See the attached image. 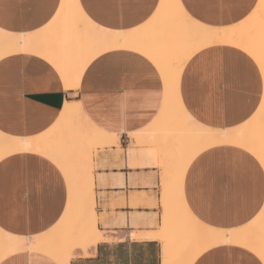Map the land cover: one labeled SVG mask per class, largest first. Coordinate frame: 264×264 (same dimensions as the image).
I'll use <instances>...</instances> for the list:
<instances>
[{
    "label": "crops",
    "instance_id": "obj_1",
    "mask_svg": "<svg viewBox=\"0 0 264 264\" xmlns=\"http://www.w3.org/2000/svg\"><path fill=\"white\" fill-rule=\"evenodd\" d=\"M160 2L154 0L153 7V0H79L98 27L123 32L126 41L136 44L138 41V45L144 39V45L149 43L153 48L162 37L148 22ZM181 2L200 22L228 27L249 17L260 0H256L252 10H249L252 0ZM60 5L62 0L56 4L57 12ZM52 6L53 0H0V30L15 34L42 32L57 16ZM133 20H139L142 27L137 28ZM129 42L95 56L73 90V97L69 98V102L79 104L85 116L103 131L108 132L117 118L127 129L126 134L118 137V147L107 145L94 149L97 152L93 154L92 180L96 226L101 237L92 246L77 247L70 264H163L164 242L149 235L162 224L165 194L171 199L180 194L172 176L186 153L182 154L178 144L175 146L171 141L160 146L157 133L151 136V131L156 132L160 125L178 127L179 119L176 117L173 121L169 116L161 121L159 117L165 100V72L160 67L163 64L150 49L149 53L141 51L144 45L135 48ZM242 58L249 63H244ZM94 64L100 69L96 79L107 81L106 85L89 83L87 69ZM109 64L118 65V72L107 73ZM0 65V132L13 138H36L54 130L59 123L52 120L48 124V121L53 113L61 119L65 105L60 101L64 93L62 88L55 87L56 82L45 68L52 69L57 78L62 76L59 69L31 51L0 57ZM147 65L155 76L145 70ZM252 65L260 68L248 53L232 45H211L197 51L186 62L181 75L179 94L184 108L208 127L232 129L245 124L257 113L264 98L263 73L257 89ZM165 67V71L170 69ZM157 78L161 83L159 97L152 87ZM132 91L137 95L151 94V98L124 108L121 104L124 92ZM57 108L60 112H56ZM45 124L47 128L43 127ZM134 132L140 134L137 144L131 136ZM37 151L27 149L0 159V228L14 235L48 232L61 221L68 208L70 189L64 172L60 167L53 171L49 157ZM241 153L259 162L248 149L225 143L201 150L184 173L181 192L194 216L204 224L224 228L243 226L264 206L258 191L264 181L254 167L245 166ZM220 161L224 162L223 170L218 167ZM229 161L233 163L231 173L227 172ZM250 256L259 257L248 248L222 243L203 251L193 264H218L222 260L227 264H246ZM7 261L59 264L50 256L29 250L11 253L0 264Z\"/></svg>",
    "mask_w": 264,
    "mask_h": 264
},
{
    "label": "bare ground",
    "instance_id": "obj_2",
    "mask_svg": "<svg viewBox=\"0 0 264 264\" xmlns=\"http://www.w3.org/2000/svg\"><path fill=\"white\" fill-rule=\"evenodd\" d=\"M62 5L52 25L42 32L15 34L0 30V57L19 51L37 53L50 60L62 76L76 79L79 73L78 85L95 56L111 48L123 47L129 41L125 40L123 32L98 27L84 12L79 0H62ZM148 24L158 30L161 41L154 48L148 42L150 48L144 45V39L143 44L140 43L144 47L138 45V41L137 44L131 42L135 48L140 46L138 48L144 53L151 50L157 61L163 64L160 67L165 72V100L159 116L161 121L169 116L179 119L178 127L160 125L156 132L151 131L150 134L157 133L160 146L171 141L175 146L178 144L182 154L186 153L181 158L178 171L172 176L173 185L180 194L172 199L165 194L162 224L149 236L164 242L163 264H193L203 251L222 243L240 245L259 256L264 252V206L252 221L243 226H209L194 216L181 188L182 177L191 161L206 147L233 143L255 153L256 158L264 156V98L248 122L240 127L220 129L205 126L194 119L181 102L179 88L186 62L194 53L211 45H232L248 53L259 67L264 65V6L259 3L249 17L236 25L217 27L192 17L181 0H161ZM158 51L165 53V59L156 53ZM163 66L170 69L165 71ZM262 75L264 77V73ZM70 103L78 105L79 111L65 112L64 107L60 123L48 134L36 138H13L0 132V159L20 152L21 148L38 150L48 157L50 154L58 156L70 189L65 215L48 232L26 236L14 235L0 228V260L11 253L29 250L50 256L59 264H70L77 247L92 246L101 237L96 226L93 154L97 144L105 146L102 139L111 133L95 126L79 104ZM134 133L131 136L137 144L139 136H134ZM29 240H34L35 244L27 243Z\"/></svg>",
    "mask_w": 264,
    "mask_h": 264
},
{
    "label": "snow or ice",
    "instance_id": "obj_3",
    "mask_svg": "<svg viewBox=\"0 0 264 264\" xmlns=\"http://www.w3.org/2000/svg\"><path fill=\"white\" fill-rule=\"evenodd\" d=\"M60 2V0H53V6H52V12H57L56 9V4H58ZM106 2H111V0H106ZM256 4V0H252V4L249 5V10L253 9V5ZM61 7H63V5H60ZM260 6H264V0H260ZM153 7H155V3L153 0ZM57 15H59V13L57 12ZM49 16H51V13H49ZM145 17H142V19H144ZM132 24L136 25L137 28L142 27L141 23L139 20H133ZM131 27V26H129ZM135 30V29H132ZM242 61L244 63H249L247 61L246 58H242ZM4 63H7V61H4ZM97 64H99V62H97ZM97 64L92 65L90 68L87 69V76L90 78L89 83L92 84L93 86H97V85H106L107 81L105 80H97L96 79V74L98 71H100V69H98ZM2 66V65H0ZM191 67V66H190ZM252 71L255 73V77H256V85H257V89H259L260 87V82H261V73H264V65H261V67L259 69H256L255 65L251 66ZM119 68L118 65L116 64H109L108 66H106L105 71L109 74L112 73H116L118 72ZM145 70L151 72V74L153 76H155V72H152L151 70V66L147 65L145 66ZM45 71L50 74L51 79L54 80L55 83V87L57 89H63V98L61 99L60 103L65 105V112L68 111H79V106L72 104L69 102V98L73 97L74 95V89L77 88V79L79 78V73H77V77L76 79L73 78H69L66 76H60L59 78H57L56 73L54 71H52V69H48L45 68ZM188 73H185V77L187 79ZM61 81L63 82L61 84ZM155 87V89L157 90L156 95L157 97H159L160 92H161V83H160V78H157L156 83L152 86ZM173 91L175 89V84L173 82ZM151 98V94H148L147 96L140 94L137 95V93L135 91L132 92H124V96L122 97L121 100V104L124 108H128L130 106H137L141 103H143L145 100H148ZM25 103H27V101H25ZM47 102H41V104L46 105ZM39 107V105H37ZM56 112H60V109L57 108ZM64 115V113H60V117H62ZM117 117H119V113H117ZM52 120H56L57 124L60 123V118L57 117L56 113L52 114V118L51 120L48 121V124H50L52 122ZM47 124L43 125V127L47 128ZM55 126V125H54ZM39 131V129H37ZM108 132L111 133V135H107L104 136L102 139V142L104 143L105 146L107 145H115V146H119V140L118 137L121 135V133H125L127 132V129L125 128V126L123 124L120 123L119 118H117L115 124L113 127H110L108 129ZM139 133H134V136H139ZM26 143V142H23ZM97 147H100V144H97ZM21 152H25L27 151V149L25 148H21L20 149ZM132 155L131 152L128 153V157L130 158ZM241 156L244 157L243 159V163L245 164V166H252L255 168L256 173L262 178V181H264V156H260L257 157L258 159V163L251 159L248 156H244L243 153L240 154ZM253 155H255V153H253ZM49 159L51 162V165L54 166L52 168L53 171L56 170V168L61 167V161L59 159L58 156H55L53 154L49 155ZM218 167L220 169H224V162L220 161L218 163ZM233 170V163L232 161L228 162L227 165V172L231 173ZM259 199L261 203H264V182L261 183L260 187H259ZM97 222H101L100 218H98ZM135 238V237H133ZM27 243L30 244H35L34 240H29L27 241ZM6 264H11L10 261H7ZM201 264H204V262H201ZM218 264H227V261H219ZM246 264H264V252H260L259 253V257L256 258L254 256H250L246 262Z\"/></svg>",
    "mask_w": 264,
    "mask_h": 264
}]
</instances>
